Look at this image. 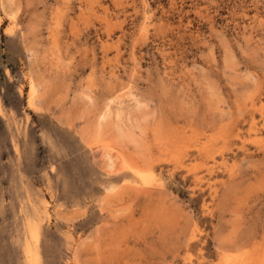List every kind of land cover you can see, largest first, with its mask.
<instances>
[{"label":"rangeland","instance_id":"rangeland-1","mask_svg":"<svg viewBox=\"0 0 264 264\" xmlns=\"http://www.w3.org/2000/svg\"><path fill=\"white\" fill-rule=\"evenodd\" d=\"M0 264H264V0H0Z\"/></svg>","mask_w":264,"mask_h":264},{"label":"bare ground","instance_id":"bare-ground-1","mask_svg":"<svg viewBox=\"0 0 264 264\" xmlns=\"http://www.w3.org/2000/svg\"><path fill=\"white\" fill-rule=\"evenodd\" d=\"M143 177H144V175H142ZM146 177V176H145ZM36 242V241H35ZM28 249H29V247H28ZM35 249V248H34ZM34 249H33V251H34ZM36 250V249H35ZM29 252V251H28ZM30 257H31V255H29ZM33 260V259H32Z\"/></svg>","mask_w":264,"mask_h":264}]
</instances>
